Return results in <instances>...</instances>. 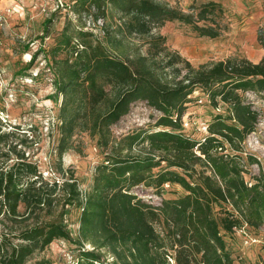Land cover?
I'll return each instance as SVG.
<instances>
[{
	"label": "rangeland",
	"instance_id": "rangeland-1",
	"mask_svg": "<svg viewBox=\"0 0 264 264\" xmlns=\"http://www.w3.org/2000/svg\"><path fill=\"white\" fill-rule=\"evenodd\" d=\"M135 6L140 33L131 30ZM84 36L113 38L133 68L142 56L179 57V74L157 68L162 82L186 78L185 62L195 69L221 62L231 80L194 86L174 131L157 126L161 113L143 100L97 129L91 118L108 107L92 109L86 90L60 85ZM256 79H264V0H0V168L23 153L36 170L27 178L40 177L51 192L49 205L29 194L7 208L0 189V259L92 264L81 259L89 252L99 259L94 264H119L128 234L144 247L164 237L163 202L173 210L174 231L181 229L189 194L170 180L194 184L203 173L242 198L240 214L230 202L212 205L220 227L239 215L240 227L221 229L233 263L264 264V91L243 85ZM104 90L108 105L114 90ZM233 105L255 115L253 130L234 147L208 131ZM65 181L80 197L92 191L90 206L56 201L52 184ZM42 233L51 236L42 241Z\"/></svg>",
	"mask_w": 264,
	"mask_h": 264
},
{
	"label": "trees",
	"instance_id": "trees-1",
	"mask_svg": "<svg viewBox=\"0 0 264 264\" xmlns=\"http://www.w3.org/2000/svg\"><path fill=\"white\" fill-rule=\"evenodd\" d=\"M134 8L136 14L133 19L138 20H132L131 30L140 33L142 27L137 17L141 13L140 7L135 6ZM89 38L84 36L83 48L77 51L74 64L69 65L60 85L71 91L82 87L84 91L86 90L85 94H88L89 105L92 109L100 108V105L108 107V110H101L100 114L92 116V126L95 125L97 129L112 125L128 112L132 102L143 100L161 113L157 126L174 131L181 127L182 111L188 102L186 98L192 93L194 86L213 79L231 80L221 62L210 66H200L196 69L185 62V67L188 69L186 78L174 83L162 82L157 74V68L162 70L168 68L179 74L180 70L175 69L176 60L179 57L162 59L157 62L155 58L152 60L147 56H142L138 59L139 65L133 68L127 62L126 54L117 53V46L120 43L113 38L106 39L105 43L99 40L93 43ZM106 85L114 90V96L108 105L105 104L104 87ZM243 85L256 89L258 92L264 91V79L244 81ZM254 119V113L248 108L233 105L231 116L225 121H234L236 124H226L224 120L217 117L209 125L208 131L211 136H218L223 142L234 147V143L243 142L246 135L253 130ZM64 143V141L59 143V146L65 147ZM61 150L63 151V148ZM211 167L213 171V166ZM31 173L36 174L35 166L26 160L23 153L17 155V161L10 167L0 168V189L5 195V201L2 200L3 206L11 208L18 199L30 196L29 194L35 196L37 204L43 205L45 202L47 205L51 204L48 183L39 184L40 177L28 179L27 176ZM170 182L179 184L189 194L191 209L186 215L184 225L178 232L174 231L172 227L173 210L169 203L163 202L161 211L165 222L170 223L164 237L150 242L149 247H144L143 243L138 240L134 241V234H128L123 241L126 249L124 248L125 251L117 256L119 264H171L169 259L173 262L172 264H234L230 254L226 251L221 231L232 232L240 227L237 218L239 215L235 217L236 219L232 215L231 222L223 221L220 227L212 217V205L230 202L236 213H243L240 207L242 205L241 196L232 189L221 186L213 176L203 173L199 174L198 181L194 184L187 183L179 176H173ZM74 186V182L68 181L60 185L53 183L51 188L56 201L60 202L63 199L62 201L68 204L90 206L92 191L80 197L81 192ZM6 199L11 200L9 206ZM53 232L57 233L56 235L66 236L62 226H56ZM46 233H42L45 234L42 241L51 236V233ZM137 235L140 238L139 234ZM15 257L16 255H13L10 258L0 259V264H8V262L19 264ZM81 259L92 264L99 262L98 257L89 252L84 253Z\"/></svg>",
	"mask_w": 264,
	"mask_h": 264
}]
</instances>
